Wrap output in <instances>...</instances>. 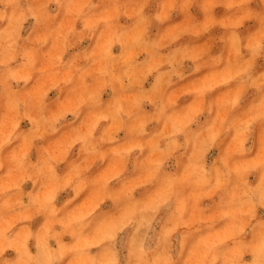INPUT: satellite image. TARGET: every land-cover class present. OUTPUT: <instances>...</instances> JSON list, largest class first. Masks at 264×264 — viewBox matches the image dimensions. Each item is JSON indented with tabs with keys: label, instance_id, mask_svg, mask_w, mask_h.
<instances>
[{
	"label": "clouds",
	"instance_id": "1",
	"mask_svg": "<svg viewBox=\"0 0 264 264\" xmlns=\"http://www.w3.org/2000/svg\"><path fill=\"white\" fill-rule=\"evenodd\" d=\"M150 2L0 0V25L7 22V26L0 27V99L6 100L8 112L13 117L10 128L0 131V178L17 177L15 182L0 187V264H64L65 259L68 264H121V248L130 250L125 264H181L185 249L193 242V234L179 231L188 212L184 197L179 193L151 205L142 204L133 194L129 215L119 224L110 226L101 237L103 252L100 255H94L92 245L87 243L95 213L87 218L77 215L69 219L71 210L66 204L78 199L90 183L82 164L91 157H96L97 163L105 162V134L114 124L118 125L117 131L109 138L114 158L127 160L135 157L140 163L146 153L145 145L155 141L151 146L152 153H171L182 158L184 167L189 169L190 187L217 194L220 222L230 228L231 235L227 239H207L202 264H243L245 255L251 256L248 264H264V219L257 218V210L264 209V161L246 168L243 182L232 167V160L255 161L258 154L243 159L251 151L246 145L253 126L264 122V72H254L256 61L264 58V12L249 7L253 0H213L211 7L205 0H172L171 3L158 0L155 13L147 15L145 9ZM197 3L204 16L200 22H194L190 13ZM259 3L264 6V0ZM50 5L55 6L54 10H50ZM217 7L225 9L227 14L217 19L214 15ZM173 12L183 14L184 19L189 17L188 24L166 43L165 33L183 24L184 20L155 37L150 36L153 24H165ZM69 16L72 24L65 30L63 23ZM121 18L131 23L121 24ZM29 20L33 21L31 29L27 36H22ZM247 21H255L258 27L241 36L239 30ZM216 27L223 30L218 38L223 46L220 54L210 55V47L207 55H193L201 45L172 47L185 36L199 38ZM53 38L63 49L56 58L55 70L70 75L62 87L46 89L37 101L30 89L41 75L38 55ZM85 40L94 43L65 58L68 49L74 47L73 41L81 44ZM116 47L119 48L118 54L113 52ZM229 52L234 57L233 67L220 84L233 85L230 90L240 91L228 101L229 116L220 125L219 133H213L217 127L215 100L206 98L215 91L214 87L198 89L206 107L197 114L186 112L191 103L178 108L179 99L169 102L168 96L175 90L177 82L186 79V63L192 65L191 73L205 68L217 73L229 71L225 64ZM93 70L102 83L99 88L87 91L94 88V82L87 78ZM141 73L143 80L137 86L135 78ZM149 77L152 83L145 88ZM76 86L87 91L86 98L70 112L53 115V105L63 103V89L71 91ZM250 89L255 90L256 99L236 115ZM106 90L111 95L105 102L102 98ZM53 91L57 95L49 101V93ZM124 94L133 97L130 103L122 99ZM153 96L156 98L150 99ZM145 105L152 110L146 111ZM86 109L96 115L87 130L81 132L78 121L86 115ZM205 113L207 118L200 123L199 118ZM69 116L71 120L67 119ZM177 116L182 119L177 120ZM24 121L30 124L27 130L21 129ZM66 125L75 133L66 155L70 156L73 148L78 146V158L69 160L61 174L58 171L60 161L48 151L46 144L38 142L44 139L42 130L48 136L56 137L63 134ZM150 125H164L169 131L166 136H161L158 127L150 130ZM121 133L124 134L123 140ZM229 134V143L238 138L232 159L222 158V152L209 165L206 161L208 153ZM130 140L135 143L125 147ZM22 143H30V147L20 149ZM11 145L17 147L5 155V149ZM33 152L37 153L35 160ZM167 163L168 160L158 161L157 171H163ZM257 171L259 179L253 186L247 177ZM68 174L72 176L71 187L75 195L57 206L61 191L69 190V186L62 183ZM168 175L175 178L179 172L172 171ZM28 183L32 188L25 191L24 185ZM9 188L14 191L9 192ZM202 202L201 212L208 214L210 207L201 206ZM119 206L113 204V207ZM162 212L166 215L161 222L158 218ZM10 216H18L26 223L18 230L14 229L8 223ZM37 217H42L43 223L33 231L30 224ZM69 226L70 234L66 231ZM218 230L217 225H212L202 226L197 231L200 238H205ZM122 233L125 235L121 236ZM248 234L251 239L245 240ZM66 235L71 242H65ZM30 241H34L35 252L29 248ZM9 250L15 253L14 259L5 258Z\"/></svg>",
	"mask_w": 264,
	"mask_h": 264
},
{
	"label": "rangeland",
	"instance_id": "2",
	"mask_svg": "<svg viewBox=\"0 0 264 264\" xmlns=\"http://www.w3.org/2000/svg\"><path fill=\"white\" fill-rule=\"evenodd\" d=\"M40 0H37L39 3ZM171 3L172 0H169ZM205 3L208 7H211L213 0H205ZM158 7V0H151L148 7L145 9L147 15H152L155 13ZM255 11L264 12V6L259 3V0H253V3L249 5ZM55 6L50 5V10H54ZM190 13L193 17L194 22H200L203 20L204 16L199 7V4H194L190 9ZM227 13L222 7H217L214 10V15L217 19L225 16ZM189 17H185L179 12H173L171 18L163 25L153 24L150 29V36L155 37L157 33L163 32L169 26L181 23L184 20V23L170 29L165 33L164 42L166 43L171 36L175 35L181 28L185 27L189 22ZM121 24H129L130 21L121 18ZM33 24L32 20H29L24 25V31L22 36H27L28 31L31 29ZM72 24V17L69 16L64 20L63 29H67ZM7 26V22L0 27ZM80 25H77L79 28ZM258 25L255 21H247L244 26L239 30L241 36H246L250 32L256 30ZM223 34V30L219 27L213 28L209 33L202 35L199 38H192L185 36L181 40L177 41L176 44L172 47L189 45L197 46L201 45L200 48L196 49L193 55H207L209 48L210 55L220 54L223 46L219 43V36ZM74 47L68 49L66 54V59L71 57L73 53L79 52L84 47H90L94 41L85 40L83 43L79 44L75 41L72 42ZM35 44V41H33ZM63 49L60 45V42L53 38L50 45L38 55L39 67L41 69V75L38 80H36L31 85V94L35 100H39V97L43 91L49 89L53 86L62 87L63 81L68 78L70 73L63 72L57 73L55 70L56 67V58L61 55ZM99 51V50H98ZM165 51H168L166 49ZM114 54L119 53V48L116 47L113 49ZM143 59V57H141ZM234 57L231 52L227 53L225 56V64L228 66L229 71L217 73L210 69H202L198 73H191L192 65L190 63L185 64V73L186 79L179 81L175 85V90L171 92L168 96L169 102H175L179 99L177 107L181 108L191 103L189 108L186 110L188 113L197 114L206 107L205 100L198 94V89L202 87L215 88V91L207 96L208 101L215 100V120L217 122V127L213 130V133H219L220 125L223 121L229 116L228 111V101L231 97L237 94V89L230 86H224L220 84L221 79L229 75L231 68L233 67ZM254 72L259 74L264 72V58L256 61ZM88 80L94 82V88L87 90L93 91L101 86V81L98 79L95 70H93L88 75ZM136 85L138 86L143 80V74H138L135 78ZM152 83V78L149 77L148 81L145 83V88L149 87ZM87 91L82 87L76 86L73 87L71 91L68 89H63L62 98L63 103H57L53 105L54 111L53 115H57L61 112H70L75 109L77 104L86 98ZM57 93L56 91L50 92L48 100L52 101L55 99ZM111 93L106 90L103 100L106 102L110 98ZM195 96V99H193ZM156 97H150V99H155ZM122 99L126 103H130L133 97L130 94L122 95ZM256 99L255 90H248L245 94L240 108L237 109L236 115H239L247 109V107L254 102ZM146 111H151V107L145 105ZM86 115H84L80 121H78L79 131L84 132L90 126L91 122L95 119V113L89 112L87 109ZM207 118V114L202 115L199 120L200 123H203ZM12 115L8 112L6 100L0 99V131L7 130L11 126ZM71 120V116L67 118ZM182 116H177V120H181ZM30 127L28 121H24L21 124L22 130H27ZM152 127H158L161 136H166L169 128L164 125H153L149 126L151 130ZM195 127V126H194ZM118 125H112L106 134H105V143H104V153L106 156L105 162L103 164L97 163L96 157H91L85 160L82 164V170L84 174L89 177L90 183L85 191H83L79 198L71 203H67L66 207L70 209L69 219L71 216L83 215L85 218L89 214L95 213V218L91 221L94 225L87 243L92 245L91 251L94 255H100L103 252V243L101 242V237L106 232L105 229H108L110 226H115L119 224L125 217H127L131 211L130 202L131 197L134 194L138 201L142 204L151 205L155 202L163 200L173 193H179L184 197V206L188 209L187 215L185 217V224L180 227V232H191L193 234V242L185 249L181 264H202L204 245L207 239H227L231 235L230 228L227 225H224L223 222H220V211L217 210L216 201L218 196L216 193H205L201 190L190 187V176L189 169L184 167L182 158H177L171 153L161 154V153H152L151 146L155 141H150L145 145L146 153L141 158L142 162L137 163L135 157L127 160H122L119 158H114L111 153L113 150L112 145L109 142V138L113 136L117 131ZM63 134L56 137L48 136L45 131L42 130L41 135L44 139L38 143H44L47 145L48 151L56 156L57 160L60 161V168L58 171L63 174L67 168V162L71 159L78 158V146L73 148L70 156L66 155V149L71 139L75 133L71 130V126L66 125L62 130ZM264 122L257 123L253 126L250 138L246 147L251 148V151L247 153L243 159H251L256 156L255 161H241V160H232V167L238 179L243 182L244 177L247 175L245 172L246 168L251 167L253 164H258L260 161H264ZM124 134H120L121 140H123ZM30 139V138H29ZM231 134L223 138L218 147L213 148L207 155L206 161L209 165L220 155L222 158L232 159L233 154L235 153L238 145V138L233 139L231 143ZM135 141H129V144L124 145L125 147L131 146ZM17 147L16 145H11L5 149V155L12 150V148ZM30 143H22L19 145L20 149H28ZM37 153L33 152L32 158L35 160ZM236 159H241L236 157ZM168 160L167 165L164 166L163 171H157V162ZM175 164L180 166L176 168ZM90 169V171H88ZM178 171L179 175L175 178L168 175L169 172ZM17 177L6 176L0 178V187L6 186L15 182ZM259 179V172H253L247 177L248 182L251 185H255ZM69 186L68 191H61L60 196L57 200V206L63 204L70 198L74 196L75 192L72 190V176L70 174L64 176L62 182ZM110 185V186H109ZM31 183L24 185V190H31ZM14 191L9 188V192ZM201 206L210 207L208 214H202L200 209ZM120 205L119 207H113V204ZM111 214V215H109ZM165 213H161V216L158 218L163 221L165 218ZM257 218L264 219V209L257 210ZM8 223L11 224L14 229H19L26 221L22 220L18 216H10L8 218ZM43 223L42 217L35 218L30 226L33 231H36L40 225ZM217 225L219 228L212 236L200 238L198 235V229L202 226H212ZM159 225H157V228ZM104 230V231H103ZM69 234L71 228L66 230ZM103 232V233H102ZM130 233V230H126ZM103 235H102V234ZM63 235V233H62ZM125 234L122 233L121 236ZM245 240H250L251 235L248 234L244 237ZM65 242H71L70 238L66 235L64 238ZM54 247V242H52ZM29 248L35 252L34 241L29 242ZM119 248V245H118ZM121 264H125V258L128 255L129 249H119ZM5 258L14 259L15 253L11 250L5 253ZM251 256L245 255L243 257V264H248L250 262ZM64 264H68L67 259H65Z\"/></svg>",
	"mask_w": 264,
	"mask_h": 264
},
{
	"label": "bare ground",
	"instance_id": "3",
	"mask_svg": "<svg viewBox=\"0 0 264 264\" xmlns=\"http://www.w3.org/2000/svg\"><path fill=\"white\" fill-rule=\"evenodd\" d=\"M105 230H107V229H105ZM103 231H104V230H103ZM102 233H103V232H102ZM102 233H101V234H102ZM104 233H105V232H104ZM104 233H103V234H104ZM103 234H102V235H103ZM100 239H101V238H100Z\"/></svg>",
	"mask_w": 264,
	"mask_h": 264
}]
</instances>
